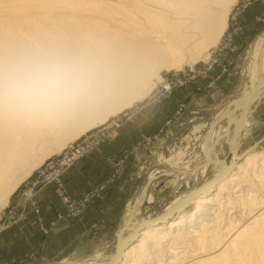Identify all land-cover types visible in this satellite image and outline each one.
I'll use <instances>...</instances> for the list:
<instances>
[{
    "label": "bare ground",
    "instance_id": "obj_1",
    "mask_svg": "<svg viewBox=\"0 0 264 264\" xmlns=\"http://www.w3.org/2000/svg\"><path fill=\"white\" fill-rule=\"evenodd\" d=\"M234 2L236 0H0V204L6 202L19 183L45 158L59 152L69 140L72 143L80 133L128 106L133 99L146 95L143 88L147 80L160 67L178 62L180 55L172 58V50L179 48L189 58L188 48L197 43L196 37H201L197 44L214 43L226 27V16ZM154 3L163 4L164 8L160 10ZM38 49L70 57L80 71L81 84L70 103L56 117L38 125L23 124L9 118L10 108L22 112L28 103L23 96L13 95L12 88L19 79L20 63L25 54ZM249 55L250 85L241 90L239 96L225 102L223 108H217L214 117L219 116L211 121L205 139V155H201L197 163L201 171L207 165H215L214 175H220V178L171 200L164 209L170 214L161 222L140 227L143 221L136 220L139 206L129 209L125 223L116 233L117 239L126 240V246L115 263L111 262L114 251L109 256L61 264H136V260H140V264H162L159 261L163 256L155 259L154 250L158 249L160 254L167 251L175 258L177 248L174 252L172 249L175 236L188 226L194 229L190 230L194 233L195 244L202 250L206 245L210 250L211 245L205 240L210 226L207 227V223L216 215L214 206L220 204L223 193L242 190L243 181L249 176H246L247 169L264 159V151L239 155L236 150L243 120L264 95V32L252 41ZM258 81L263 83L250 93ZM222 117L224 120L221 121ZM221 140L230 155L239 159L230 168L221 159V152L214 151ZM175 177L179 178L180 174L175 173ZM251 194L253 196V192ZM252 198H247L249 204L254 203ZM188 205L192 207L185 210ZM262 214L238 224L225 241L222 237L218 239V233H215L213 238L217 237L216 243L219 241L218 245H221L216 253H199L197 257L179 262L264 264ZM171 262L168 260L163 264Z\"/></svg>",
    "mask_w": 264,
    "mask_h": 264
},
{
    "label": "rangeland",
    "instance_id": "obj_2",
    "mask_svg": "<svg viewBox=\"0 0 264 264\" xmlns=\"http://www.w3.org/2000/svg\"><path fill=\"white\" fill-rule=\"evenodd\" d=\"M243 1L246 0H236L233 4L231 3L226 16V27L214 43L197 44L199 43L198 40L201 39V37H196L194 40H197V43L195 44L198 46L194 44L193 46L195 47H193L192 44H190L188 53L191 54V56L189 58L185 52L179 51V48V50L177 48L174 49L176 46L171 47L174 49V51L172 50L170 54L172 58L176 57V55H180L178 62L172 64L171 66L160 67L157 72L155 71L156 73L147 80L146 87L143 88L144 92L147 91V93H145L146 95H141L142 97L139 96L136 99H133L128 106L120 109L113 115H108L103 122L88 128L72 140V143H76L78 141L81 143L82 139L87 137V140L90 141V145H93L86 154L76 159L63 170H60L57 174L56 179L60 181L63 188L70 196L78 197L84 192H95L97 195L89 202V206L93 201L100 198L103 193L116 182L118 173L127 159L133 158L135 162H138L139 151H147L151 148H158L157 154L150 156L151 159L148 161L145 160V162L138 163V177L140 182L142 181L143 184L126 209L127 213L129 209L138 203L139 207L136 220L144 221L146 219L156 217L164 211L171 200L184 192L203 185L205 182L210 180L211 177H213L215 174V165L213 167L211 165H207L204 171H201L202 168L200 169V165H197L202 156L205 155L204 144L206 136L210 131L211 121L219 116L214 117L219 106L223 108L227 102L233 99V97L239 96L242 91L249 87L250 76L248 74L249 71L247 65L251 60L249 55L250 45L258 35L264 32V0H250V4L245 8V11H238L236 7ZM155 6L160 10L164 8V5L160 3H156ZM249 12H252L253 14L250 15V17L252 16L250 23L248 22V18H246L247 16L244 20L242 19V17ZM228 35H230L232 42L230 46L225 47L226 45L221 43L223 40H226ZM169 42L170 41H167V44L168 46H171V43ZM222 66H224V69ZM177 76H179V79L180 77L182 79L181 85H175L169 91L163 90L162 93L158 95L154 94L155 90L160 89L166 80L171 82L176 81L174 78ZM254 108L255 109H253L243 120L242 127L239 132V141L236 147L239 155L245 152L254 153L264 151V121H261L262 115L264 116V112L262 111L264 108V95L259 98ZM222 120H224V117H222L221 121ZM115 121H117V124L113 125ZM247 123L252 125L248 130H246ZM148 137L149 141L146 140ZM161 139H164L163 141L167 140L168 143L161 146L160 143L162 141H159ZM69 142L70 140L66 144L68 145L71 143ZM114 143H116L115 147H119V149L115 153L104 152L103 154L105 163L108 167L106 177L97 184L84 190L78 196L70 194L62 182V173L65 169L80 159L88 157L94 151L101 152L106 148V146L110 147ZM129 143H132L130 148L126 147ZM66 144L64 147H66ZM223 144L226 145L223 140L217 142L215 145L216 147H214V151H216L215 153L221 152V159L228 164L230 152L224 148ZM64 147L61 148L59 152L53 153L49 157L45 158L42 163L37 166V168H35L24 180L19 183L15 190L8 196L6 202L0 204V226L3 223H7L6 226L4 225L5 227L2 226L0 233L14 223L16 218V213L14 211L15 199H18L20 194L29 201L32 212L36 215V217L37 214L41 216L39 205L36 200L33 199V196L39 188L50 183L54 184V193L63 207L62 215L65 216L64 214L66 213V208L61 198L56 194L55 190L57 183L55 181L39 185V187L34 189L31 195L27 196L22 193L27 184L37 173V169L44 166V164H47V162L54 158L56 154L60 153ZM111 159L123 160L121 166H119L116 172L115 181L107 183L104 187L99 189L100 191L96 192L94 188H97L103 182L107 181L111 176L112 168L109 164V160ZM236 160L239 159L235 158V161ZM259 162L260 160L256 161L254 165L247 169L248 171L246 176H249L243 181L244 183L241 186L242 188L240 187L242 190H236L234 193L230 191L228 193H223V197L221 196V200L219 199V201H221L220 204L215 206L213 205L217 209V211L215 209V217L209 215L212 217L210 218L206 215L207 218H210V223H207V227L208 224H210V226L206 231L207 240H205V242L209 246L211 245L209 247L210 250H208L206 245L205 246L207 248L204 246L202 250L198 247V244H195L197 242L193 241L195 240L193 237L194 233L193 231L191 232L193 228L188 226L185 227L184 230L182 229L183 231L181 230V232H179L180 234L175 236L176 240L174 239L175 243L172 249L174 252L177 248L179 253L175 251L176 253L174 254L178 261L174 260L175 258L172 253H167L166 251L164 252L166 254H160L161 252L158 251V249L154 250V253L156 252L155 259L163 256V259L161 258L159 261L160 263L162 262V264L166 263L168 260L172 261L171 264H183L181 262L188 261L190 258H194L195 256L197 257L199 253V255H203L205 253L210 255V251L216 253L217 250L219 251L221 246L218 245L219 241L216 243V240L220 237H222L223 240L224 238L226 240L228 236L234 232L233 230L238 228V224L240 225L244 224V222H249V220L257 214L260 215L263 213L262 215H264V159L260 163ZM174 172L179 173L180 177L176 179ZM249 185H251V187ZM259 187L263 188L259 189ZM251 192H253V196ZM249 195H251V197ZM246 197H249L250 200L253 197L252 201L256 203L249 204L250 200ZM191 207L192 205H188L185 210H189ZM35 208L39 209L37 214L35 213ZM86 209L82 210L81 213ZM126 213L122 217L121 221H119L117 227H115L112 232L108 233L105 246L98 252L87 255L81 259H66L54 264L111 255L115 249L117 230L125 223L127 218ZM79 214L71 217L78 216ZM217 218H219V220H217ZM247 218L249 220H247ZM37 222L38 227L42 232L48 231L49 226L47 227L43 221L42 226L46 229V231L40 228L38 217ZM184 231L186 233H184ZM215 233H218V239H216L217 237L215 239L213 238L216 236ZM185 235L187 237H185ZM208 237H212V239H209ZM185 238L188 239L186 240ZM185 240L188 242H185ZM216 245L219 247L217 248ZM184 252H186V255ZM201 252L203 253L201 254ZM193 253L195 255H193ZM177 256H179V258ZM170 258H174L173 260L175 262H173ZM135 260H133V262H135ZM139 261L140 260H136V264H138Z\"/></svg>",
    "mask_w": 264,
    "mask_h": 264
},
{
    "label": "crops",
    "instance_id": "obj_3",
    "mask_svg": "<svg viewBox=\"0 0 264 264\" xmlns=\"http://www.w3.org/2000/svg\"><path fill=\"white\" fill-rule=\"evenodd\" d=\"M250 15H253L252 12L242 19L247 16L250 23ZM261 121H264L263 115ZM163 140H159L162 141L161 146L168 143ZM115 146L116 143L106 146L101 152L94 151L65 169L62 182L70 194L78 196L106 177L108 167L103 154L115 153L119 149ZM131 146L132 143H129L126 147ZM157 151L158 148L139 151L138 162L133 158L127 159L116 182L75 217L62 215L63 207L54 193L53 183L39 188L33 199L39 205L43 223L49 226L47 232L39 229L29 201L20 194L15 199L14 223L0 233V264H54L98 252L105 246L108 233L117 227L143 184L138 177V163L150 160V156L156 155Z\"/></svg>",
    "mask_w": 264,
    "mask_h": 264
},
{
    "label": "clouds",
    "instance_id": "obj_4",
    "mask_svg": "<svg viewBox=\"0 0 264 264\" xmlns=\"http://www.w3.org/2000/svg\"><path fill=\"white\" fill-rule=\"evenodd\" d=\"M80 84V71L70 57L39 49L27 52L12 94L28 103L22 112L10 108L9 118L33 125L53 119L70 103Z\"/></svg>",
    "mask_w": 264,
    "mask_h": 264
},
{
    "label": "built area",
    "instance_id": "obj_5",
    "mask_svg": "<svg viewBox=\"0 0 264 264\" xmlns=\"http://www.w3.org/2000/svg\"><path fill=\"white\" fill-rule=\"evenodd\" d=\"M241 4L236 7L238 11H245V8L250 4V0H246L243 2H240ZM236 16V15H233ZM232 40L230 35L227 36L226 40H223L221 44H225V47L230 46ZM224 66H222L223 68ZM224 69V68H223ZM176 81H169L166 80L164 85L160 88L155 90L154 94L158 95L162 93V91H169L171 90L175 85H181L182 79L179 76L174 78ZM173 84V85H172ZM117 124V121L113 123V125ZM252 125L250 123L246 124V130H248ZM149 141L148 139H146ZM90 141L86 138L82 139V142L79 143H71L66 145V147L54 158L49 160L47 164H44V166H41L37 169V173L35 176L30 180V182L27 184L26 188L23 190V194L25 195H31L35 188L39 187V185L45 184L50 181H55L57 183L56 186V194L61 198L62 202L65 205L66 213L65 216L71 217L73 215H77L81 213L82 210L86 209L89 202L97 195L95 192H84L78 197H72L70 196L63 186L61 185L60 181H58L57 174L60 170H63L65 167L73 163L76 159L82 157L84 154H86L90 149L91 146ZM122 159H114L109 160V164L112 168L111 176L108 178L107 181L103 182L101 185H99L97 188H94L96 192L100 191L102 187H104L107 183H112L115 181L116 172L122 164ZM38 208H35V213L37 214ZM38 221L40 223V228L44 231H46L45 228L42 226V219L41 216L37 214ZM10 220V218L8 217ZM7 223H3L0 226V229H2V226H6ZM4 226V227H5Z\"/></svg>",
    "mask_w": 264,
    "mask_h": 264
},
{
    "label": "water",
    "instance_id": "obj_6",
    "mask_svg": "<svg viewBox=\"0 0 264 264\" xmlns=\"http://www.w3.org/2000/svg\"><path fill=\"white\" fill-rule=\"evenodd\" d=\"M262 83H263V81H258L257 83H255V85L252 87V89H250L249 92L251 93L256 87L260 86ZM234 163H235V157H234V155H230L229 160H228V168L232 167ZM219 178H220V175H214L210 179V181L208 180L207 181L208 183H204L203 186L204 185H208V184L213 183V182H216ZM137 206H138V203L135 204L134 208L137 207ZM168 214H170V213L168 211L164 210L163 212H161L156 217L144 220L141 223L140 227H144V226H147L149 224L151 225V224H154V223L159 222V221L161 222L162 220H165V219L168 218L167 217ZM125 243H126V240H120V239H117V237H116L115 250H114L115 251V255L112 257L111 262L115 263L116 260L120 257L121 251L126 246ZM109 263H110V260H109ZM107 264H108V262H107Z\"/></svg>",
    "mask_w": 264,
    "mask_h": 264
}]
</instances>
